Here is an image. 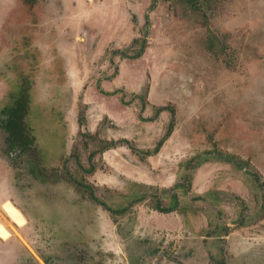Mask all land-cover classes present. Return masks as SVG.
<instances>
[{
	"label": "rangeland",
	"instance_id": "374dc122",
	"mask_svg": "<svg viewBox=\"0 0 264 264\" xmlns=\"http://www.w3.org/2000/svg\"><path fill=\"white\" fill-rule=\"evenodd\" d=\"M33 1L0 0V121L28 87L35 139L0 126V264H264V0Z\"/></svg>",
	"mask_w": 264,
	"mask_h": 264
},
{
	"label": "trees",
	"instance_id": "16d2710c",
	"mask_svg": "<svg viewBox=\"0 0 264 264\" xmlns=\"http://www.w3.org/2000/svg\"><path fill=\"white\" fill-rule=\"evenodd\" d=\"M33 0H24V3L28 4L31 3L30 6L33 5ZM173 3V6L179 7V10L182 11H188V12H198L201 11L202 8L206 7L207 10H210V3L211 2H217L218 0H170ZM157 0H151L148 8L153 9L156 5ZM145 28L147 24H144ZM140 41V39H136L132 41V45L137 44ZM144 49V40L142 41L139 50L132 58L138 57L141 52ZM18 96H14L12 94L13 103L11 106L4 108L1 110V113L4 115V119L0 121V126L6 133L7 137V146L9 150H18L20 153L26 154L29 150L33 148L35 139L31 135H29L28 130L26 128L25 118L28 113V105H29V88L25 87L21 90V92L17 93ZM16 94V95H17ZM166 108H161L156 110V113L158 114L161 110H164ZM142 110V108H141ZM167 110V109H166ZM171 112V111H169ZM142 121L150 122L153 120V118L150 119H142ZM167 135H165L163 138H161L157 142V146L154 148L153 152L151 154H157L159 152V148L162 145V142L164 141V138ZM107 146H104L103 149H105ZM86 190H89V187L84 186ZM93 197V196H91ZM141 198H135V201L140 202ZM101 207L107 211L111 217L114 215H122L124 212H126L127 206L119 207L112 209L109 206H107L104 203H100ZM177 202L176 197L174 196L173 199H171V202L168 203L167 206H163L161 202H157L155 205V210L158 213H171L173 211H176Z\"/></svg>",
	"mask_w": 264,
	"mask_h": 264
},
{
	"label": "bare ground",
	"instance_id": "6f19581e",
	"mask_svg": "<svg viewBox=\"0 0 264 264\" xmlns=\"http://www.w3.org/2000/svg\"><path fill=\"white\" fill-rule=\"evenodd\" d=\"M10 202V201H9ZM12 204V203H11ZM13 205V204H12ZM14 206V205H13ZM2 207V204H1ZM15 207V206H14ZM16 208V207H15ZM2 211L4 212V214L6 215V217L10 220V222H12L14 225H16L17 227H22L23 224L25 223L23 219L24 216L22 215L23 219H21L20 217H17L15 215V213L13 212L12 208L10 205H5L4 208H1ZM17 209V208H16ZM18 210V209H17ZM19 211V210H18ZM20 212V211H19ZM21 213V212H20ZM26 221V220H25ZM0 225L7 231H0V239L5 240L6 237H8V233L9 231L4 227V225L0 222Z\"/></svg>",
	"mask_w": 264,
	"mask_h": 264
},
{
	"label": "water",
	"instance_id": "95a60500",
	"mask_svg": "<svg viewBox=\"0 0 264 264\" xmlns=\"http://www.w3.org/2000/svg\"><path fill=\"white\" fill-rule=\"evenodd\" d=\"M5 205H10L11 206V208H12V210H13V212L15 213V215L17 216V217H20L21 219H23V217H22V215H21V213L11 204V202H9V201H5L3 204H2V207L4 208V206ZM1 207V208H2ZM24 220V224H23V226L26 224V221H25V219H23ZM0 231H6L1 225H0ZM7 232V231H6ZM10 236H11V234L10 233H8V237H6V239L5 240H7V239H9L10 238ZM5 240H3V241H5Z\"/></svg>",
	"mask_w": 264,
	"mask_h": 264
},
{
	"label": "flooded vegetation",
	"instance_id": "af4514ba",
	"mask_svg": "<svg viewBox=\"0 0 264 264\" xmlns=\"http://www.w3.org/2000/svg\"><path fill=\"white\" fill-rule=\"evenodd\" d=\"M174 196L176 197V195L172 194L171 199H173ZM6 201H9V200H6ZM176 201H177V198H176ZM4 202H5V201H4ZM4 202H3V203H4ZM10 202H11V201H10ZM3 203H2V204H3ZM11 203H12V202H11ZM12 204H13V203H12ZM13 205H14V204H13ZM14 206H15V205H14ZM0 207H1V206H0ZM173 212H176V211H173ZM157 213H158V212H157ZM171 213H172V212H171ZM21 214H22V213H21ZM159 214H164V213H159ZM167 214H170V213H167ZM22 215H23V214H22ZM23 216H24V215H23ZM24 218H25V216H24ZM25 220H26V218H25ZM26 223H27V221H26ZM25 225H26V224H25ZM15 226H16V225H15Z\"/></svg>",
	"mask_w": 264,
	"mask_h": 264
}]
</instances>
